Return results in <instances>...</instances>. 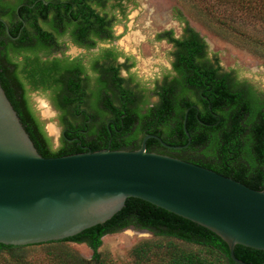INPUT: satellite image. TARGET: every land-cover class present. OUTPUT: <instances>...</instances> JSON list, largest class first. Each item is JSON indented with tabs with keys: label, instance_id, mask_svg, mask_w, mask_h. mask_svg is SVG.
Segmentation results:
<instances>
[{
	"label": "trees",
	"instance_id": "16d2710c",
	"mask_svg": "<svg viewBox=\"0 0 264 264\" xmlns=\"http://www.w3.org/2000/svg\"><path fill=\"white\" fill-rule=\"evenodd\" d=\"M50 1L58 3L60 0H17L15 6L22 4L18 14L15 7L9 6L8 11L0 3V18L6 20V26L0 21V84L43 158L83 153L79 148L81 142L91 147V152L102 150L108 143L109 130L115 137L110 148L114 151H135L148 134L158 136L167 145L183 147L188 143L183 128L186 115V130L191 139L188 147L168 149L157 140L150 139L147 151L199 165L253 190H264V96L260 99L247 82L238 81L234 71L223 70L216 56L208 59L205 41L189 26L182 12L176 10L175 18L184 24L183 35L176 39L168 31L157 38L173 44L172 64L176 76L169 80L165 78L156 85L152 92L158 98L157 102L143 113L140 107V103L145 102L141 99L142 95L127 86L123 87L126 81L118 78L116 68L106 71L108 74L115 73L112 91L102 83L101 89L90 92L79 79L80 69L64 67L67 58L51 57L55 53L64 55L61 49H57L61 45L58 37L67 33L69 24L63 22L70 23L72 20L67 6L59 4L53 8L51 3L44 5V2ZM73 1L84 3L80 5L84 7L71 16L79 21L72 35L76 45L91 49L96 45L91 38L115 39L111 30L115 19H108L106 14L101 15L93 8V4L103 7L106 1ZM213 5L232 13L242 12L264 24V0H214ZM117 7L121 8V5L117 4L114 9ZM210 13L213 16L217 11ZM216 19L240 33L227 24L225 18ZM39 20H50L49 29L39 26ZM23 22L27 27L18 38ZM241 35L244 33L241 32ZM245 45L260 49L264 56V39L247 40ZM10 51L22 56L23 61L17 62L15 58L14 62L9 56ZM39 51L43 52L42 57H39ZM106 53L114 52L107 50ZM43 57L46 60L43 61ZM28 86L30 88L27 89ZM40 88L43 93L56 95L55 106L63 115L61 123L72 132L62 137L61 146L56 150H53L43 122L29 100V90ZM194 105L199 109H194ZM107 114L112 116L116 125L107 128L105 120L98 123L95 132H92L93 138L91 133H85L91 126L85 120L71 122L77 115L95 120ZM74 138L77 140L69 144ZM127 228L146 231L156 241H167H147L136 246L131 251L133 260L130 263L112 260L99 252L103 237ZM172 239L190 248H176ZM69 243L86 245L92 252L91 257L87 259L66 248ZM234 254L244 263L264 264V251L236 246ZM0 264L236 263L231 260L227 245L215 234L147 202L129 198L111 220L75 237L23 247L0 244Z\"/></svg>",
	"mask_w": 264,
	"mask_h": 264
},
{
	"label": "water",
	"instance_id": "95a60500",
	"mask_svg": "<svg viewBox=\"0 0 264 264\" xmlns=\"http://www.w3.org/2000/svg\"><path fill=\"white\" fill-rule=\"evenodd\" d=\"M103 150L43 158L0 84V244L57 242L111 220L129 198L190 221L219 237L236 264V246L264 251V190L178 158Z\"/></svg>",
	"mask_w": 264,
	"mask_h": 264
},
{
	"label": "rangeland",
	"instance_id": "374dc122",
	"mask_svg": "<svg viewBox=\"0 0 264 264\" xmlns=\"http://www.w3.org/2000/svg\"><path fill=\"white\" fill-rule=\"evenodd\" d=\"M212 2L214 3V0L211 2L205 0H125L119 12L118 9L112 8L115 6V0H109L105 13L115 19L113 26L115 42L101 44L93 52H85L70 46L66 54L69 57L83 56L85 57L84 62H88L98 50L115 47L124 56L132 58L135 67L131 70V74L134 76L135 83H138L141 89H145L147 95L152 96L151 91L154 84H160L165 77L171 79L174 76L170 68L173 49L165 42L157 41L155 36L163 31H171L174 38L181 37L184 24L175 18V11L178 10L182 12L189 26L205 41L209 56H216L223 70L234 71L238 81L247 82L259 96H264V56L261 55L260 49H251L249 45H245L247 40L264 39V24L242 12L232 13L214 6ZM211 11H217V14L212 16ZM216 17L225 18L227 24L237 28L240 33L220 24ZM241 32L244 35H241ZM123 76L126 77V75ZM31 97L33 107L51 139L52 148L56 150L60 147L58 145L60 120L48 101L51 96L46 93L33 94ZM154 102V99L149 100V104ZM71 122L76 123V120ZM147 241L153 242L156 239L146 231L127 228L103 237L99 252L108 255L112 260L130 263L133 260L132 249ZM165 241L167 239H163L162 242ZM171 241L176 248H190L177 240L172 239ZM66 248L73 249L87 259L92 255L91 250L84 244L69 243Z\"/></svg>",
	"mask_w": 264,
	"mask_h": 264
},
{
	"label": "flooded vegetation",
	"instance_id": "af4514ba",
	"mask_svg": "<svg viewBox=\"0 0 264 264\" xmlns=\"http://www.w3.org/2000/svg\"><path fill=\"white\" fill-rule=\"evenodd\" d=\"M37 1H39V0H37ZM103 1L104 2L106 1L103 4V7L98 6L96 4H93V8H95L101 15L106 14L108 19H114V17H110V16H108L107 13H105V10H106V8L108 6L109 0H103ZM123 2H125V0H121L120 2H119V0H117V1L115 0V6L117 4L123 5ZM0 3L3 4L5 9L8 10V11L10 9L9 6L15 7L16 8V10H15L16 14H18L19 9L22 7V4H19L18 6H15L16 3H17V0H1ZM48 3H51V6H53V8H55L59 4H63L65 6H67L68 7L69 18L72 20V21H70V23L63 22L65 24H69L67 26V28H66L67 29V33L63 37L62 36L58 37V41H59V43L61 45L57 49H59V50L61 49V51L64 53V55L62 56L61 53H55V54H52L51 57L52 58L53 57L67 58L66 62H64L65 63L64 67H67V68L76 67L77 69H80L81 72H79L78 76H79V79L81 80L82 85L85 87V89H87L90 92H96V91H98V89H101V86H102V83H103L108 90L112 91L114 89V86H111V85H113L112 84V80H113L112 77L114 76L115 73L111 72V73L108 74V73H106V71L111 69V68H116V70H117L116 74H117L118 78H120V77L124 78L125 81H126V83L123 84V87L127 86L130 89L134 90L136 93L138 92L139 94L142 95L143 98H141V99L143 101H145V102H143V104L140 103V107L143 109V113L148 109V107H150L151 105H153L154 103L157 102L158 98L153 94L152 91H151L152 96L151 95L149 96V95H147V92H146L145 89H143V88L141 89L139 84L135 83L134 76L131 74V70L135 67L132 58L124 56L117 48L111 47V48L100 49V50H98L97 53L92 55V57L88 60V62H84L85 57H83V56H79L78 55V56H72V57L70 56L69 57L66 54V50L70 46H73V47H75L77 49H80V50H83L85 52H93L96 49H98V46L101 45V44H106V43L113 44L115 42V39H116L115 34H114V27H113L114 25L112 26L111 30H112V33H113V36H114L115 39L106 40L105 41V40H101L99 37L91 38L93 41H96V45H95V47H93L91 49H87V48H84L82 46L76 45L74 43L73 39H72L73 32H75V27L78 25L79 21L73 20V18L71 16H72L73 12L76 13L77 10L83 8L84 6L81 7L80 5H83L84 3L82 2V3L79 4V3H77L76 1H73V0H60L58 3H55V2H52V1L44 2V5L47 6ZM53 8L51 9L52 13L54 11ZM112 8L114 9V6H112ZM116 9H118V11H119L118 7ZM36 10L38 11V9H36ZM37 11H35L34 14H36ZM0 21L2 23H4V25L6 26V20H4V18L3 19L0 18ZM49 21L50 20H48V22L39 20L38 23H39V26H42L44 29H49V26H48L50 24ZM24 27L25 28L27 27L26 22H23V27L18 32V34H19L18 38L21 37L20 33H21V31H23ZM164 32H168V31H163V32H160V33L156 34L155 39L157 41L165 42L167 45H170L172 47V49H173V44L168 43V41L166 39H162V40H158L157 39L158 36L160 34L164 33ZM182 35H183V33H182ZM179 38H176V39H179ZM107 50H112L114 52V53H112L113 55L110 54V53H106ZM172 53H173V51H172ZM172 53H171L172 61L170 63V68H171V71H172L173 75L176 76V72L174 71V67H173V64H172L173 61H174ZM38 55H39V57H42L43 56V52L39 51ZM116 55H117V57H116ZM9 56L14 60V62L16 61L15 58H17V62H22L23 61V57L22 56H20V55L16 56L14 53H12V51L9 52ZM207 57H208V59H212L214 56L210 57L209 54L207 53ZM44 60H46V58L43 57V61ZM123 75H126V77L123 76ZM165 78H168V77H165ZM156 85L157 84L153 85L152 90L156 87ZM28 88H30V87L28 86L27 89ZM29 92L30 93H28V96H29V100L31 102H32V97L31 96L33 94L43 95V94L48 93V92L43 93L41 88L37 89V90H34V91L29 90ZM254 92L256 93L255 90H254ZM49 95L51 96V98H49L48 101L53 106L54 110L58 114L57 117L60 120V122H59L60 130H59V133H58L59 134L58 145L61 146L62 137L66 136L67 132L68 133H72V132L70 131V129L68 127L65 128L64 124L61 123V119H62L63 115L60 113V111H58V109L55 106L56 102L54 101V98L56 97V95L55 94H49ZM262 97L263 96H259L260 99H262ZM150 99H154L155 102L153 104H149V100ZM87 102H88V100H87ZM88 104H90V102H88ZM52 106H51V109H52ZM192 107L194 109H196V110L199 109L198 108L199 106H197V105H194ZM75 120H76V122L78 121V123H81L83 120H85L88 126L91 125L90 127H87V129L85 130V133H87L89 135L91 133V135H90L91 138L94 137L92 132H95L94 129L98 126V123H100V122L105 120L107 122V128H109V126L110 127H114L116 125L115 121L112 119V116H110L108 114L105 115L104 117L101 116L100 118H97L95 120H93L92 118H86L85 116L81 117L80 115H77V117H75ZM71 121H73V119ZM75 126H78V125H75ZM44 129H45V131L47 133L46 128H44ZM80 132L84 133V131H80ZM109 134H110V137L108 138V143L106 144V146L104 148H102V150L106 149V148H111V146H112L111 143H112V141H114L115 137L111 133L110 130H109ZM74 140H77V139L74 138L73 140H71V142H69V144H71ZM79 145H80L79 148L81 149V151H84V152L91 151V147H89L88 145H83L82 142L79 143ZM162 155H164V154H162Z\"/></svg>",
	"mask_w": 264,
	"mask_h": 264
},
{
	"label": "bare ground",
	"instance_id": "6f19581e",
	"mask_svg": "<svg viewBox=\"0 0 264 264\" xmlns=\"http://www.w3.org/2000/svg\"><path fill=\"white\" fill-rule=\"evenodd\" d=\"M45 106V105H44Z\"/></svg>",
	"mask_w": 264,
	"mask_h": 264
}]
</instances>
